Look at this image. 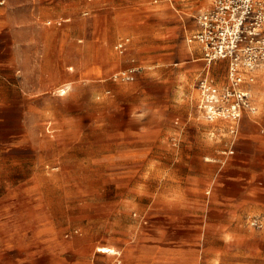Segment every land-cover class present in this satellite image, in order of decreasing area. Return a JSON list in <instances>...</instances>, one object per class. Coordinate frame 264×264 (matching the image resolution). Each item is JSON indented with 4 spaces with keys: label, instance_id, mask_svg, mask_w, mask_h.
<instances>
[{
    "label": "crops",
    "instance_id": "0c3cea01",
    "mask_svg": "<svg viewBox=\"0 0 264 264\" xmlns=\"http://www.w3.org/2000/svg\"><path fill=\"white\" fill-rule=\"evenodd\" d=\"M74 1L0 3V67L10 69L7 74L0 72V83L4 88H19L20 106L27 114L36 113L41 118L48 112V91L65 84L56 91L61 96L76 81L71 56L76 44ZM212 1L207 0L201 9ZM117 6H113L112 17H135V9ZM117 23L113 25L114 33L130 28ZM131 31L132 37L124 35L130 37L129 51L133 52L135 29ZM100 44L109 50L106 38ZM189 50L192 58L180 69L179 82L188 76L198 80L205 72L200 45L189 44ZM17 62L21 66L18 77L12 69ZM33 68L35 82L29 77ZM90 70L102 72L99 67ZM210 71L213 74V67ZM226 73L227 69L219 82L224 81ZM255 74L250 86L258 109L243 115L237 133L231 132L229 120H209L198 106V118L203 121L186 122L179 128L167 125L163 154L149 160L144 174L147 180L141 187V193L147 194L152 217H148L145 227H135V234L131 233L133 222L124 229L113 224L101 239L91 233L85 220L72 217L65 207L61 212L58 194L45 192L41 181L45 156L60 155L58 149L45 155L44 142L49 140L27 138L19 145V152L13 153V139H0V264H219L223 250L211 247V241L233 246L230 253L234 257L239 241L264 244V227L249 222L251 216L264 219V99L259 108L256 96L260 89V97L264 98V64ZM177 98L182 99L180 90L175 92ZM31 104L38 110H31ZM0 106L4 112L12 107L6 103ZM1 125L3 130H11L4 122ZM171 137L177 140L173 144ZM233 139L235 153L224 162L221 151ZM16 171L28 179L25 184H8L7 178ZM99 246L113 247L118 253L100 251ZM242 254L245 264H253L251 258L255 255L264 258V253L256 254L251 249Z\"/></svg>",
    "mask_w": 264,
    "mask_h": 264
},
{
    "label": "rangeland",
    "instance_id": "374dc122",
    "mask_svg": "<svg viewBox=\"0 0 264 264\" xmlns=\"http://www.w3.org/2000/svg\"><path fill=\"white\" fill-rule=\"evenodd\" d=\"M206 1L75 0L76 44L71 56L76 81L72 88L61 96L56 91L65 84L50 89L48 112L40 118L21 109L18 87L4 88L0 83V103L12 105L7 112L0 106V122L11 129L3 130L1 125L0 139H13V153L19 152V145L27 138L49 140L44 142L45 155L54 149L60 155L45 156L41 179L45 192L58 194L61 212L65 207L72 217L85 220L91 233L101 239L113 224L124 229L133 222L132 234L138 225L140 228L147 225L146 220L152 216L147 209V194L141 193V187L147 180L144 174L149 160L163 154L167 125L179 128L186 122L203 121L197 113V79L188 76L179 82L177 75L192 58L187 34L197 24L196 15ZM114 5L135 9V17L126 14L112 17ZM115 23L130 28L121 34L114 33ZM131 29H135V48L129 51V44L128 51L122 53L116 44L126 33L132 37ZM103 37L109 42V50L100 44ZM134 62L142 67L135 80L111 78L115 71ZM94 67L102 72L90 70ZM12 69L18 77L21 73L18 62ZM33 69L29 77L35 82ZM226 69V62L214 64L217 80H223ZM9 70L0 67L1 73L7 74ZM179 90L182 99H174ZM260 95L259 89L256 94L259 108L264 99ZM30 109L38 107L31 104ZM51 140L55 142L52 144ZM176 141L171 137L172 144ZM223 151L220 159L225 160ZM7 181L19 186L28 179L16 171ZM122 236L119 234V239ZM209 245L223 250L219 264H245L244 250L264 253V244L258 242H237L236 257L230 253L233 246L227 243L211 241ZM98 250L104 251V246ZM112 251L118 253L114 248L107 252ZM251 260L253 264L264 263L259 255Z\"/></svg>",
    "mask_w": 264,
    "mask_h": 264
},
{
    "label": "built area",
    "instance_id": "2783aa9c",
    "mask_svg": "<svg viewBox=\"0 0 264 264\" xmlns=\"http://www.w3.org/2000/svg\"><path fill=\"white\" fill-rule=\"evenodd\" d=\"M196 22L187 41L200 45L205 62V72L197 80L198 108L209 120H229L231 132L237 133L243 115L258 109L250 84L256 79V69L264 64V0H213L198 12ZM129 42V37H123L116 47L123 53ZM218 61L227 64L222 82L210 71ZM141 69L134 62L115 71L111 78L133 81ZM234 144L233 139L223 151L225 156L235 153ZM249 222L254 227H264L260 216H251Z\"/></svg>",
    "mask_w": 264,
    "mask_h": 264
},
{
    "label": "bare ground",
    "instance_id": "6f19581e",
    "mask_svg": "<svg viewBox=\"0 0 264 264\" xmlns=\"http://www.w3.org/2000/svg\"><path fill=\"white\" fill-rule=\"evenodd\" d=\"M191 49V48H190ZM62 90V89H61ZM58 91H59V89H58ZM100 247V246H99ZM102 248V247H101ZM111 250H113V248L112 247H110V246H104V251H111ZM113 252V251H112Z\"/></svg>",
    "mask_w": 264,
    "mask_h": 264
}]
</instances>
